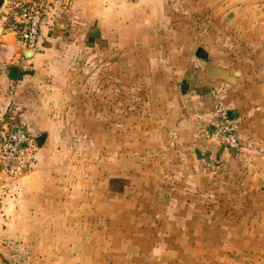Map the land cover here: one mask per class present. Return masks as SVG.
<instances>
[{"label": "rangeland", "instance_id": "1", "mask_svg": "<svg viewBox=\"0 0 264 264\" xmlns=\"http://www.w3.org/2000/svg\"><path fill=\"white\" fill-rule=\"evenodd\" d=\"M182 1L171 13L169 31L201 32L200 44L238 86L219 85L213 94L223 101L244 98L242 146L230 151L234 165H210L188 181L181 163H172L166 152L156 153L153 162L151 152L143 161L137 152L138 159L130 126L136 121L129 115L128 133H120L117 99L121 94L130 101L139 88L113 86L110 134L96 129L88 139L79 125L78 134L51 136L63 148L46 158L70 155L74 161L61 166L69 169L62 189L13 194L31 163L0 179V212L14 211L11 222L25 226L26 240L7 243L0 232V264H264V0ZM4 3L0 19L7 15ZM170 86H160V93H171ZM6 110L12 111L9 105ZM155 188L169 191L167 204L152 202ZM12 237L19 236L7 239Z\"/></svg>", "mask_w": 264, "mask_h": 264}, {"label": "crops", "instance_id": "2", "mask_svg": "<svg viewBox=\"0 0 264 264\" xmlns=\"http://www.w3.org/2000/svg\"><path fill=\"white\" fill-rule=\"evenodd\" d=\"M19 1L23 0H5L8 20L4 15L0 19V118L9 105L19 111L31 135L37 138L45 133V137L29 155H33L32 168L18 176L20 188L13 194H47V187L62 189L61 179L69 169L61 166L63 162L73 166L74 161L70 155L46 158L47 152L54 154L63 148L51 136L78 134L79 125L86 128L88 139L96 129L103 137L105 132L110 134L112 103L116 102L111 88L117 85L139 88L130 101L121 94L117 99L120 133H128L129 115L136 121L130 126L136 135L137 158L143 161L146 152H151L153 162L156 153L166 152L172 163H181L188 181L202 170L207 172L210 165H234L231 150L205 127L214 119L218 99L212 89L220 85L234 90L238 87L236 77L217 61L209 74L206 62L192 56L201 45V32L169 31L168 26L174 23L171 13L184 1L49 0L39 47L30 56L18 48L10 20ZM167 83L171 93H160L159 87ZM143 89L152 93L144 94ZM229 97L224 101L240 119L244 98L238 94ZM105 140L109 143V136ZM94 142L95 138L88 142L90 148ZM8 211L6 207L0 212V232L6 237L0 238V245L1 240L25 245L21 235L25 226L11 222L14 211ZM9 235L19 237L7 239Z\"/></svg>", "mask_w": 264, "mask_h": 264}, {"label": "built area", "instance_id": "3", "mask_svg": "<svg viewBox=\"0 0 264 264\" xmlns=\"http://www.w3.org/2000/svg\"><path fill=\"white\" fill-rule=\"evenodd\" d=\"M48 4L49 0H25L17 4L11 19L15 42L21 52L37 49ZM3 19L6 20L5 15ZM228 111L225 102L218 98L213 110L214 119L205 130L228 149L238 151L242 146L240 123L238 117H230ZM36 146V138L22 124L0 123V177L11 174L15 163L31 155Z\"/></svg>", "mask_w": 264, "mask_h": 264}, {"label": "water", "instance_id": "4", "mask_svg": "<svg viewBox=\"0 0 264 264\" xmlns=\"http://www.w3.org/2000/svg\"><path fill=\"white\" fill-rule=\"evenodd\" d=\"M4 1L5 0H0V8L2 7ZM23 53L25 56H30L32 54V51L25 49L23 50ZM194 54L196 57L201 58L206 62V70L209 74H212V71L215 69V67L213 66V63L216 62L215 57L209 55L207 49L204 48L202 45L196 47ZM228 114L230 117H237V111L235 109H230L228 111ZM44 137H45V133H40L37 136L36 143L38 146L42 144ZM263 189H264V183H263ZM168 196H169L168 191L164 189H155L152 195V202L156 204L165 205L168 202Z\"/></svg>", "mask_w": 264, "mask_h": 264}, {"label": "trees", "instance_id": "5", "mask_svg": "<svg viewBox=\"0 0 264 264\" xmlns=\"http://www.w3.org/2000/svg\"><path fill=\"white\" fill-rule=\"evenodd\" d=\"M23 1H24V0H23ZM19 2H22V1H19ZM19 2H17V3L15 4V6H14V9H15V10L17 9V4H18ZM10 20H11V22H12V19H11V18H10ZM39 37H40V36H39ZM38 47H39V40H38ZM38 47H37V49H38ZM37 49H36V50H37ZM10 108H11L12 111H7V110H6V111L2 114L3 116H1V118H0V123H7V124H9L10 126H12V125H14V124H22L24 127H26V128L28 129L27 125L21 120L19 111H15V110H13V109H12L13 107H11V106H10ZM238 119H239V117H238ZM239 123H240V120H239ZM28 131H29V129H28ZM222 145H223V144H222ZM223 146H224V145H223ZM224 147H225V146H224ZM225 148H227V147H225ZM240 149H241V148H240ZM229 150H230V149H229ZM231 151H232V150H231ZM234 152H236V151H234ZM32 158H33V155L30 156L29 159L22 158V159L18 160V161L15 163L14 170H13L12 173H15V172H16V168L19 167V164L31 163ZM12 173H11V174H12ZM11 174H10V175H11ZM4 178H5V176H3V175H2V177H0V179H4Z\"/></svg>", "mask_w": 264, "mask_h": 264}]
</instances>
